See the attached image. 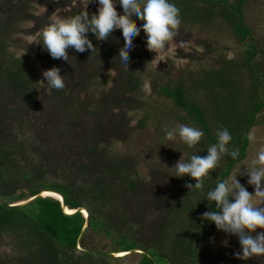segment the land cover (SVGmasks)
Instances as JSON below:
<instances>
[{"label": "trees", "instance_id": "trees-1", "mask_svg": "<svg viewBox=\"0 0 264 264\" xmlns=\"http://www.w3.org/2000/svg\"><path fill=\"white\" fill-rule=\"evenodd\" d=\"M245 1L174 0L180 9V27L196 26L212 32L219 22L247 48L242 50L240 59L223 57L217 68L199 69V76L189 86L179 79L158 87L160 94L185 113L179 120L204 131L198 145L188 148L185 144V159L191 154L206 156L208 146L216 142L215 134L220 126L231 132L233 140L229 147L239 148V159L225 155L219 166L204 178V192L190 191L185 186L196 182L189 175L174 176L164 213L150 229L149 238L142 240L135 221L130 218L131 212L124 209L127 207L123 199L135 198L142 189L128 158H118L96 144L85 143V157L68 158L63 171L59 165L51 169L53 176H61L65 169L69 172L68 177L63 176L65 180H58L46 176L44 167H48L51 154L48 148L39 150L43 163L39 165L34 163V155H28V146L14 152L9 150L14 145H0L1 202L10 204L26 200L40 190H54L63 196L68 209L85 206L89 213L84 227L81 212L66 214L60 202L49 196H39L20 206L0 204V237L3 234L13 237L24 251L23 264H200V243L216 231L213 222L202 220L205 211L215 210V202L208 201L205 192L215 187L218 180L227 178L245 159L250 129L264 122V116H259L263 107L264 70L254 59L259 54L258 43L252 41L250 28L243 20ZM118 7L122 9L119 4ZM77 13L72 11L68 16ZM88 36L93 43V34L89 32ZM1 46L0 42V51ZM95 46L105 58L109 55L110 60L115 59L110 46ZM99 60L96 61L104 62V57ZM119 74L116 90L124 86L136 90L139 78L134 66L121 69ZM36 83L35 76L18 59L0 62L1 86L30 107L36 104ZM118 94L115 91L111 100L115 101ZM18 153L26 161L24 167L15 162ZM139 209L136 205L135 211ZM166 242L169 245L164 248ZM77 246L84 250H78ZM128 250L131 251L117 256L106 254Z\"/></svg>", "mask_w": 264, "mask_h": 264}, {"label": "rangeland", "instance_id": "rangeland-1", "mask_svg": "<svg viewBox=\"0 0 264 264\" xmlns=\"http://www.w3.org/2000/svg\"><path fill=\"white\" fill-rule=\"evenodd\" d=\"M85 7L89 14L97 10L95 0L89 3L88 0H1L0 42L3 48L0 62L18 59L35 76L37 88L36 104L30 107L0 84V145H14L9 146L10 151L28 146V155H34V163L39 162V165L43 164L39 150L48 148L51 150L48 167H43L49 179L58 180H65L63 176L68 177L69 172L65 169L61 176H53L54 166L59 165L63 171L68 158L85 157V143L96 144L118 158H128L142 189L135 198L123 199L127 207L124 209L130 211L132 217H138L137 220L130 218L135 221L140 238L145 240L170 200L175 179L169 175L175 171L170 168L187 153L186 145L178 137L167 139L164 130L181 124L190 125L179 120L185 113L175 107L170 98L160 94L158 87L179 79L189 86L199 76V69L217 68L223 57L240 59L242 50L247 47L238 43L232 33L217 22L212 32L196 26H181L167 47L157 52L146 48V36L141 31L133 40L128 67L115 61L124 47L119 29L103 41L93 35V45L110 46L114 60H110L109 55L105 58L97 49L80 55L73 48L68 49L69 61L53 59L41 44L35 42L40 32L52 15L68 17L72 11L79 12ZM116 8L118 14H122L123 9L118 4ZM243 20L250 28L252 41L258 43L259 54L254 59L264 70V0H246ZM132 23L142 24L133 19ZM103 57L104 62L96 61H102ZM52 66L60 67L61 74H66L65 87L61 90H50L42 75L43 70ZM132 66L138 74V87L134 92L124 85L116 90L121 69ZM115 91L119 94L112 101ZM261 93L263 107L259 116H264V82ZM250 134L256 136V141H249L246 157L241 161L244 163H250L257 149L264 145V122L253 126L248 136ZM15 158L16 163L25 166L21 154ZM241 162L230 175L240 171ZM238 179L254 193V186L244 183L248 179L246 174L238 175ZM254 202L259 201L254 198ZM136 205L140 206L137 211ZM257 231L264 230L258 228ZM225 240L228 246H224ZM168 243H164V248ZM200 251V264H264V256L246 261L238 258V238L217 228L212 236L201 241ZM23 256V249L11 235L0 237V264H23Z\"/></svg>", "mask_w": 264, "mask_h": 264}, {"label": "clouds", "instance_id": "clouds-1", "mask_svg": "<svg viewBox=\"0 0 264 264\" xmlns=\"http://www.w3.org/2000/svg\"><path fill=\"white\" fill-rule=\"evenodd\" d=\"M91 0H88V3ZM96 12L91 15L87 7L77 14L62 17L54 14L47 26L40 32L35 42L42 45L53 59L69 61L68 49L76 52L91 50L97 47L89 39L92 33L97 40H107L116 30H121L124 47L119 50L120 62L128 67L133 40L141 31L146 36V48L150 51H160L167 47L178 34L181 24L180 9L174 0H95ZM122 7L118 14L116 5ZM136 18L143 21L139 26L132 23ZM50 90H61L65 87L64 75L60 67L52 66L42 72ZM165 136L172 140L178 137L188 148L198 145L203 137L201 128L181 124L166 128ZM216 142L207 148V155L191 154L187 159L184 154L170 169V176L183 177L185 174L195 179V184L186 183L192 191L204 192V178L209 176L211 169L219 166L225 155H231L233 160L240 157L239 148L229 145L233 140L228 128L220 126L216 131ZM250 142L256 141V136H248ZM169 168V167H168ZM247 175V184L254 186V193L240 183L239 176ZM189 191V192H190ZM208 201L215 202V210L205 211L202 220L213 222L218 230L232 234L238 238L240 251L236 253L242 260L264 256V145H261L250 163L241 162L240 171L223 180H218L215 187L205 192ZM256 198L259 202H254ZM255 233V234H253ZM228 246V241L223 242Z\"/></svg>", "mask_w": 264, "mask_h": 264}, {"label": "water", "instance_id": "water-1", "mask_svg": "<svg viewBox=\"0 0 264 264\" xmlns=\"http://www.w3.org/2000/svg\"><path fill=\"white\" fill-rule=\"evenodd\" d=\"M43 191H51V192H54V193L58 194V195L60 196V198H54L53 196L44 195V194H43ZM39 196H49V197H52V198L58 200V201L60 202V205H61L62 210H63L64 213H66V214H73V213H76V212H81V213L84 215V218H85L84 227L87 225V222H88V216H89V213H88L87 209H86L84 206H78L77 208L69 209V210H71V212H66V211H65V208H67V207H66V205H65V203H64L63 196H62L60 193H58L57 191H54V190H40V191L37 192L35 195H33V196L27 198L26 200H22V201H19V202L13 203V204H5V203H3V202L0 201V204H3V205H5V206H11V207H13V206H20V205H24V204L29 203L30 201L34 200L35 198H37V197H39ZM67 209H68V208H67ZM77 248H78L79 250H84V249H81V248H79V247H77ZM133 250H135V251H139V252H142V250H140V249H133ZM129 251H131V250L125 251V253H127V252H129ZM123 252H124V251H123ZM116 253H118V252H116ZM106 254H108V255H113V256H117V255H115L114 252H110V253H106Z\"/></svg>", "mask_w": 264, "mask_h": 264}, {"label": "bare ground", "instance_id": "bare-ground-1", "mask_svg": "<svg viewBox=\"0 0 264 264\" xmlns=\"http://www.w3.org/2000/svg\"><path fill=\"white\" fill-rule=\"evenodd\" d=\"M43 194H44V195L53 196L54 198H60V196H59L58 194H56V193H54V192H51V191H43ZM65 211H66V212H71V210H69V209H67V208H65ZM124 253H125V252H118L117 254L122 255V254H124Z\"/></svg>", "mask_w": 264, "mask_h": 264}]
</instances>
